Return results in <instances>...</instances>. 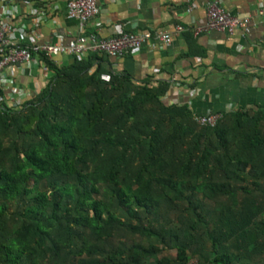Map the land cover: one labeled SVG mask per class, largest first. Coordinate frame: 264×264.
I'll return each mask as SVG.
<instances>
[{
    "label": "trees",
    "instance_id": "trees-1",
    "mask_svg": "<svg viewBox=\"0 0 264 264\" xmlns=\"http://www.w3.org/2000/svg\"><path fill=\"white\" fill-rule=\"evenodd\" d=\"M62 59L0 105V264H264V108L200 127L170 81Z\"/></svg>",
    "mask_w": 264,
    "mask_h": 264
},
{
    "label": "crops",
    "instance_id": "crops-1",
    "mask_svg": "<svg viewBox=\"0 0 264 264\" xmlns=\"http://www.w3.org/2000/svg\"><path fill=\"white\" fill-rule=\"evenodd\" d=\"M210 2L249 19L248 30L239 29L233 36L211 31L195 37L190 29L205 22ZM51 4L60 7L54 21L50 10L41 26L26 22L30 30L38 31L40 42L63 38L66 43L82 35L105 40L121 33L162 32L183 25L189 31L176 36L168 47L154 51L145 47L121 58L91 55L98 54L106 69L130 75L136 82L170 81L172 89L165 102L187 104L197 114L264 108V16L258 13L264 0H97L100 13L84 30L67 18L65 0ZM57 61L61 65L64 59ZM35 79L18 76L19 84L33 93ZM191 90L196 96H191Z\"/></svg>",
    "mask_w": 264,
    "mask_h": 264
},
{
    "label": "built area",
    "instance_id": "built-area-1",
    "mask_svg": "<svg viewBox=\"0 0 264 264\" xmlns=\"http://www.w3.org/2000/svg\"><path fill=\"white\" fill-rule=\"evenodd\" d=\"M51 1L0 0V105L4 111L23 109L27 102L45 89L54 75L45 63L47 60L59 64L57 58L77 57L82 60L89 57L91 53L121 58L140 52L145 47L151 51L158 47H168L176 36L189 31V28L183 25H176L173 30L127 32L105 40H100L95 35H82L66 43L63 38L55 43L40 42L38 31L30 30L26 22L30 20L37 28L48 20L50 10H52L51 17L54 21L60 7L52 5ZM65 3L67 18L77 21L81 30H84L87 24L95 20L100 13L97 0H65ZM258 13L264 16L263 4L260 5ZM26 17L27 20H25ZM249 22V19L232 15L218 2H210L207 5L205 22L192 27L190 31L195 37L211 31L233 36L239 29L248 30ZM35 73L37 75H34ZM23 74L32 79L36 77L35 93L19 84L18 76ZM191 96H196L195 90H191ZM227 113L231 111L195 113L194 117L200 127H215Z\"/></svg>",
    "mask_w": 264,
    "mask_h": 264
},
{
    "label": "rangeland",
    "instance_id": "rangeland-1",
    "mask_svg": "<svg viewBox=\"0 0 264 264\" xmlns=\"http://www.w3.org/2000/svg\"><path fill=\"white\" fill-rule=\"evenodd\" d=\"M173 256H174V254H173Z\"/></svg>",
    "mask_w": 264,
    "mask_h": 264
}]
</instances>
